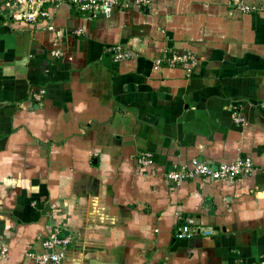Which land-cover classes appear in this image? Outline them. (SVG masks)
<instances>
[{"label":"crops","instance_id":"1","mask_svg":"<svg viewBox=\"0 0 264 264\" xmlns=\"http://www.w3.org/2000/svg\"><path fill=\"white\" fill-rule=\"evenodd\" d=\"M3 3L0 264H39L55 229L69 238L53 249L58 264H264V0L95 14L33 0L24 10L49 13L36 21ZM194 157H251L255 170L233 183L167 181ZM188 215L206 233L176 247Z\"/></svg>","mask_w":264,"mask_h":264},{"label":"built area","instance_id":"2","mask_svg":"<svg viewBox=\"0 0 264 264\" xmlns=\"http://www.w3.org/2000/svg\"><path fill=\"white\" fill-rule=\"evenodd\" d=\"M69 3L76 7L79 11L85 13H102L107 12L115 7H123L128 2L130 4H140L145 0H67ZM33 2V0H17L13 5L19 8L17 15L19 18L25 19L27 21H36L39 16L47 17L49 15L47 10L40 9L38 12L24 10L23 6L26 3ZM240 8L244 11L250 12L254 9L253 6L246 4L244 1L239 2ZM115 55L117 58H127L130 56L128 52L121 51L120 48L115 50ZM56 55L60 52L57 50ZM190 56L187 54L175 55L174 61L187 60ZM45 95V90L38 89L31 93V97L34 100H43ZM233 119L235 122L244 123L246 121L245 116L241 113L234 112ZM143 166L150 165L152 163V155L149 152H144L139 158ZM254 160L251 157H240L233 161H223L218 165H212L211 163L202 160L200 158L194 157L187 162L180 163L177 169L167 172L166 179L168 182L177 181L178 183L182 181L193 180L195 178L208 179L213 181L225 180L228 182H235L241 178H245L253 173ZM203 231L201 227L196 223L195 217L188 215L185 217L182 225L176 233L178 239H190L201 234ZM59 229H55L47 239L43 241V245L50 250L48 253L40 254L37 257L39 264H48L50 262L60 263L63 255L58 252H53L54 248H64L69 243V238L61 237ZM203 233H206L205 231ZM8 251L7 247H3L2 254H6Z\"/></svg>","mask_w":264,"mask_h":264},{"label":"rangeland","instance_id":"3","mask_svg":"<svg viewBox=\"0 0 264 264\" xmlns=\"http://www.w3.org/2000/svg\"><path fill=\"white\" fill-rule=\"evenodd\" d=\"M9 1H10V0H9ZM9 1H8V2H9ZM10 2H11L10 5H8V4L6 5V2L2 4V5H5V7H4L5 9H4V10L9 11V10H8L9 8H10V11L12 10L11 5L14 4L15 0H11ZM0 7H2V6H0ZM243 11H244V10H243ZM251 11H252V10H251ZM245 12H248V11H245ZM126 52H128V53L130 54V56L133 55V53H132L131 51H129V50L126 51ZM54 54H55V53H54ZM179 54H180V53H179ZM179 54L176 53V54L171 55V59H173V61H174V56H175V55H179ZM55 55H56V54H55ZM180 55H183V54H180ZM130 56H128V57H130ZM128 57H127V58H128ZM118 59L121 60V59H124V58H118ZM181 61H185V60L183 59V60H181ZM45 94H46V92H45ZM44 96H45V95H44ZM43 99H44V98H43ZM35 101H37L38 103H40V102H42L43 100H41V101H40V100H35ZM233 120H234V119H233Z\"/></svg>","mask_w":264,"mask_h":264},{"label":"water","instance_id":"4","mask_svg":"<svg viewBox=\"0 0 264 264\" xmlns=\"http://www.w3.org/2000/svg\"><path fill=\"white\" fill-rule=\"evenodd\" d=\"M5 1H7V0H0V3H3V2H5ZM188 239H182V240H180V241H178L177 243H175V246L177 247V246H181V247H184V246H187L188 245Z\"/></svg>","mask_w":264,"mask_h":264},{"label":"trees","instance_id":"5","mask_svg":"<svg viewBox=\"0 0 264 264\" xmlns=\"http://www.w3.org/2000/svg\"><path fill=\"white\" fill-rule=\"evenodd\" d=\"M7 1H9V0H7ZM7 1H6V2H7ZM4 3H5V2H4ZM1 21H3V17L0 16V22H1ZM114 53H115V51H114Z\"/></svg>","mask_w":264,"mask_h":264}]
</instances>
